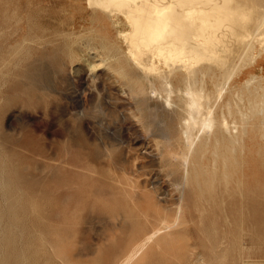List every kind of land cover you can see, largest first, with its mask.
<instances>
[{
	"label": "rangeland",
	"instance_id": "rangeland-1",
	"mask_svg": "<svg viewBox=\"0 0 264 264\" xmlns=\"http://www.w3.org/2000/svg\"><path fill=\"white\" fill-rule=\"evenodd\" d=\"M89 5L0 0V264H122L149 230L145 212L153 219L179 201L170 154L181 151L185 112L137 102L119 62H100L125 46ZM256 56L237 67L222 101L220 72L197 77L246 140L219 135L199 153L189 229L136 264H264V50Z\"/></svg>",
	"mask_w": 264,
	"mask_h": 264
},
{
	"label": "bare ground",
	"instance_id": "bare-ground-1",
	"mask_svg": "<svg viewBox=\"0 0 264 264\" xmlns=\"http://www.w3.org/2000/svg\"><path fill=\"white\" fill-rule=\"evenodd\" d=\"M89 4L95 12L103 14H99L100 17L110 21L125 46L120 49L122 57L111 55L100 62L106 64V60L110 59L119 62L117 73L123 74L130 81L125 84L137 102L148 104L158 98L162 100V105L157 106L158 110H174L176 107L185 112L178 134L179 143H183H180L181 151L171 150L170 154L171 162L179 167L174 173H181L175 182L180 194L179 201L174 210L153 219L145 212L144 225L149 230L122 263L136 264L150 246L160 245L180 230L189 229V204L193 199L192 191L188 190L190 166L196 162L199 153L205 154L204 149L208 152L210 145L221 141V135L232 144L246 140L247 129L240 135L239 125H232L229 121L233 117L228 119L225 113L218 117L216 104L211 103L212 87L209 91L204 84L199 87L197 77L207 73L214 77L220 72L225 82L223 81L224 85L217 82L218 80L215 82V95L217 102L222 101L226 85L231 81L237 67L254 59L264 50V4L262 0H89ZM92 54L93 57L100 55L95 51ZM174 78L182 79L185 88H176ZM247 81L250 83L249 79ZM179 94L182 96V105L174 101V96ZM171 110L169 112L172 113ZM241 122L243 123L242 120ZM204 138L206 141L202 145ZM165 140L169 145L168 149H171L174 138L168 134ZM151 205H157V202L153 201L151 204L148 201L146 207L150 208ZM201 260L202 257L198 255L196 262Z\"/></svg>",
	"mask_w": 264,
	"mask_h": 264
}]
</instances>
